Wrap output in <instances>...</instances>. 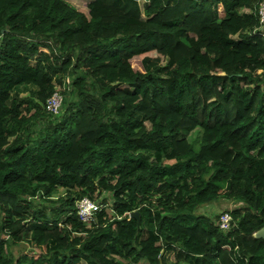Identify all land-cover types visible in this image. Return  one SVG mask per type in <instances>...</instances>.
I'll list each match as a JSON object with an SVG mask.
<instances>
[{"label": "trees", "instance_id": "1", "mask_svg": "<svg viewBox=\"0 0 264 264\" xmlns=\"http://www.w3.org/2000/svg\"><path fill=\"white\" fill-rule=\"evenodd\" d=\"M262 1L0 0V264H264Z\"/></svg>", "mask_w": 264, "mask_h": 264}, {"label": "built area", "instance_id": "2", "mask_svg": "<svg viewBox=\"0 0 264 264\" xmlns=\"http://www.w3.org/2000/svg\"><path fill=\"white\" fill-rule=\"evenodd\" d=\"M258 17L260 29L264 32V1L260 2L258 7ZM63 94L61 90L55 89L52 94L46 99L44 107L45 110L52 115L59 113L62 106ZM76 214L80 221L90 225L95 221L96 213L105 208L106 211H112L111 202L101 201L100 199L90 200L88 197L83 196L76 202ZM230 215L227 211L218 213L217 224L222 230H227L230 226Z\"/></svg>", "mask_w": 264, "mask_h": 264}, {"label": "rangeland", "instance_id": "3", "mask_svg": "<svg viewBox=\"0 0 264 264\" xmlns=\"http://www.w3.org/2000/svg\"><path fill=\"white\" fill-rule=\"evenodd\" d=\"M68 2H70L73 6H75L76 8L80 9L81 11L85 12L86 11V1L87 0H67ZM144 1V0H141ZM151 57L156 56V53H151L150 54ZM141 56L142 55H138L135 56L132 60V66L134 67V69H139L142 70L140 61H141ZM65 84H66V89L69 88L70 86V81L68 78L65 79ZM57 89H60L62 92V89L60 88V86H57ZM27 90V88H24L22 90V93ZM70 91V90H68ZM14 96H19V93H17L16 91L13 93ZM63 94V93H62ZM64 96V95H63ZM67 97L70 99H72V95L71 94H67ZM69 101V100H68ZM63 111V108L61 109V112L56 114L59 115L61 114ZM195 135V132H193L190 136V138H193V136ZM62 191V190H60ZM108 198L110 199V197L108 196ZM233 205H230V203L226 200H223L222 198H219L216 201H213L211 203L205 204L203 206H200L197 210V212L200 213H204L207 214L209 217L213 218L220 212L231 208ZM11 252L13 253L14 256L16 255H21V254H28V255H36L37 253H39L40 249L39 248H34V247H30L25 243H20V244H15L12 245L10 247ZM165 258L167 261H173L174 260V255L169 252L165 255ZM130 264H146V262L144 260H140L136 263V261L134 262L133 260L129 261ZM79 264H84V262H80Z\"/></svg>", "mask_w": 264, "mask_h": 264}, {"label": "water", "instance_id": "4", "mask_svg": "<svg viewBox=\"0 0 264 264\" xmlns=\"http://www.w3.org/2000/svg\"><path fill=\"white\" fill-rule=\"evenodd\" d=\"M132 215H134V213H132ZM256 236L264 238V228L259 229L256 233Z\"/></svg>", "mask_w": 264, "mask_h": 264}, {"label": "clouds", "instance_id": "5", "mask_svg": "<svg viewBox=\"0 0 264 264\" xmlns=\"http://www.w3.org/2000/svg\"><path fill=\"white\" fill-rule=\"evenodd\" d=\"M60 90V89H59ZM111 199V198H110ZM109 198H108V201H110L111 202V200H110ZM131 215V214H130Z\"/></svg>", "mask_w": 264, "mask_h": 264}]
</instances>
